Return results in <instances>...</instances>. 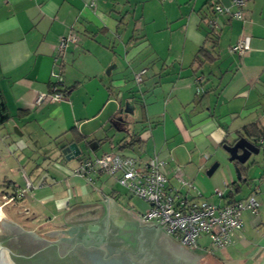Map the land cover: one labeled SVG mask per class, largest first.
<instances>
[{
  "label": "crops",
  "instance_id": "obj_1",
  "mask_svg": "<svg viewBox=\"0 0 264 264\" xmlns=\"http://www.w3.org/2000/svg\"><path fill=\"white\" fill-rule=\"evenodd\" d=\"M210 1L0 0V186L16 193L25 176L32 182L23 197L5 196L6 205L25 208L4 206L2 234L34 232L77 204L110 199L142 219L149 204L113 177L71 173L84 158L136 137L140 142L126 150L164 160L171 187L179 186L177 175L195 183L202 195L183 188L190 198L222 204L255 196L259 213L244 212L229 246L209 251L207 237L200 244L223 264H264V136L244 133L252 123L264 133V0H244L245 19L220 15L214 59L196 60L201 48H212V26L203 20ZM70 31L79 40L56 63L59 39ZM245 35L250 50L232 53ZM142 68L147 73L137 83ZM53 71L62 73L66 97L36 104L39 93L54 92ZM76 136L82 153L66 160L61 150ZM241 136L260 152L238 178L223 145Z\"/></svg>",
  "mask_w": 264,
  "mask_h": 264
},
{
  "label": "water",
  "instance_id": "obj_2",
  "mask_svg": "<svg viewBox=\"0 0 264 264\" xmlns=\"http://www.w3.org/2000/svg\"><path fill=\"white\" fill-rule=\"evenodd\" d=\"M225 6L231 0H223ZM236 162L238 178L243 166L260 147L241 136L223 145ZM66 160L81 155L76 141L61 150ZM219 166L207 171L211 176ZM242 180V179H241ZM240 180V181H241ZM0 264H223L212 254L190 251L173 241L159 222L144 221L113 199L75 205L34 232L0 234Z\"/></svg>",
  "mask_w": 264,
  "mask_h": 264
},
{
  "label": "built area",
  "instance_id": "obj_3",
  "mask_svg": "<svg viewBox=\"0 0 264 264\" xmlns=\"http://www.w3.org/2000/svg\"><path fill=\"white\" fill-rule=\"evenodd\" d=\"M163 2L169 0H162ZM244 0H231L230 6H225L218 1H210L213 16L210 20L212 27L218 26L220 15H229L245 19V11L241 8ZM236 10H231V6ZM79 38L73 31L63 35L57 46L58 57L64 56L69 45H76ZM251 48V36H243L237 43L230 47L232 53L245 54ZM147 73V68H142L135 80L141 83ZM54 78L53 93H39L36 104L45 100L62 101L66 93L62 88L63 76L61 72H52ZM198 92H203L202 88ZM208 156H203V160ZM166 162L157 156L143 159L132 151H113L100 156L84 158L78 167L72 170V174L78 177L92 179L93 175L106 174L113 177L117 184L124 188L132 196L139 197L149 204L147 212L142 214V220L159 222L164 231L191 249H202L200 239L207 237L212 250H219L229 246L233 242L235 232L243 228V214L250 212L259 213V202L255 196L247 199H233L222 204L211 203L199 198L201 190L195 183L185 180L177 175L178 187H171L169 178L164 174L163 167ZM25 187L16 191L10 200L21 198L26 191L32 188V182L25 176ZM196 191L199 197L190 198L182 189ZM213 193L224 198L225 193L220 188H214Z\"/></svg>",
  "mask_w": 264,
  "mask_h": 264
},
{
  "label": "trees",
  "instance_id": "obj_4",
  "mask_svg": "<svg viewBox=\"0 0 264 264\" xmlns=\"http://www.w3.org/2000/svg\"><path fill=\"white\" fill-rule=\"evenodd\" d=\"M208 10L209 11L211 10V5H209V4H208L207 12H206L207 16H205L203 18V20L206 21L207 25L211 26L210 20L213 16V13L209 12ZM210 14H211V16H210ZM207 38L209 39V41H211L212 48L211 49H208L206 47L201 48L200 51L198 52L196 60H200V58H201L203 61H205V60L206 61H212L214 59L212 50L215 49V46L217 45L218 38H219V33L217 31H215L214 27H212L211 30L209 31ZM199 63H200V61H199ZM244 133L248 134L251 137H254L256 140H259V139H261V137L264 136L263 131L260 130V128L258 127V125L256 123H252V124L247 125L244 128ZM241 134H243V133H240V135ZM80 140H81L80 137L76 136L74 141L79 142ZM137 142H140V139H137L136 137H134L131 141L120 146L119 151H123L126 149L133 148ZM240 168H241L242 173H243L244 172L243 166L240 165ZM232 186L234 187L236 192L240 189V185L238 183H234V184H232ZM13 195H15V188L12 189V192H5L4 190L1 189V186H0V196L11 197Z\"/></svg>",
  "mask_w": 264,
  "mask_h": 264
},
{
  "label": "rangeland",
  "instance_id": "obj_5",
  "mask_svg": "<svg viewBox=\"0 0 264 264\" xmlns=\"http://www.w3.org/2000/svg\"><path fill=\"white\" fill-rule=\"evenodd\" d=\"M104 151H109V149H105ZM210 167V166H209ZM208 167V168H209ZM205 174H206V176L208 175L207 174V170L205 171ZM21 175V174H20ZM106 175V174H105ZM208 177V176H207ZM0 179H1V177H0ZM24 186V185H23ZM22 186V187H23ZM139 197H136V196H134V198L133 199H138ZM10 201H12V200H10ZM6 202H9V200H6V197L5 196H0V206H2V208H3V211H5V208H4V206L5 207H8V206H10V208H9V210H21L20 212H22V213H24V208H25V206L24 205H20V204H18V202H13V203H10V204H8V205H6ZM15 205V206H14ZM26 211V210H25ZM27 212V211H26ZM3 217V216H2ZM1 222H2V218L0 219V234H2V230H1V228H2V226H1ZM202 240V239H201Z\"/></svg>",
  "mask_w": 264,
  "mask_h": 264
},
{
  "label": "bare ground",
  "instance_id": "obj_6",
  "mask_svg": "<svg viewBox=\"0 0 264 264\" xmlns=\"http://www.w3.org/2000/svg\"><path fill=\"white\" fill-rule=\"evenodd\" d=\"M2 216H3V208L2 206H0V219L2 218Z\"/></svg>",
  "mask_w": 264,
  "mask_h": 264
}]
</instances>
